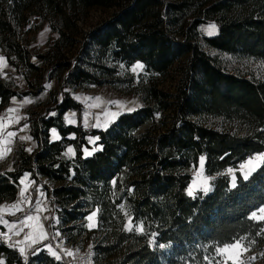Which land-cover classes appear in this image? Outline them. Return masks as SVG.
Listing matches in <instances>:
<instances>
[{"label": "trees", "instance_id": "trees-1", "mask_svg": "<svg viewBox=\"0 0 264 264\" xmlns=\"http://www.w3.org/2000/svg\"><path fill=\"white\" fill-rule=\"evenodd\" d=\"M92 9L110 16L82 29ZM209 22L218 27L212 37L199 31ZM43 25L57 38L36 56L29 35ZM203 44L264 62V0H0V50L30 89L19 92L0 73V112L13 98L39 96L46 81L63 89L62 101L32 122L35 150L21 153L13 172L0 164V205L17 201L30 174L31 207L47 199L58 230L69 243L90 242L95 264H232L219 249L236 241L262 251L264 220L252 214L264 208V161L247 179L237 171L235 186L227 171L264 153V80L228 71ZM137 63L139 77L130 72ZM172 73L174 92L160 83ZM103 87L131 89L141 108L105 129L68 125L67 112L81 108L68 89ZM202 158L212 190L189 196ZM0 233L5 264H64L45 244L24 259L1 225Z\"/></svg>", "mask_w": 264, "mask_h": 264}, {"label": "rangeland", "instance_id": "rangeland-1", "mask_svg": "<svg viewBox=\"0 0 264 264\" xmlns=\"http://www.w3.org/2000/svg\"><path fill=\"white\" fill-rule=\"evenodd\" d=\"M109 16V11L92 9L81 27L85 30L90 29L105 19H108ZM211 25L216 26V32L213 35L208 34V29ZM199 31L203 36L212 37L218 33V27L215 23L209 22L200 26ZM56 38L57 34L52 33L48 25H43L41 29L37 31L34 30L29 35L32 53L36 56L44 54L50 43ZM203 47L207 53L217 57L228 71L248 74L250 77L264 80V62L237 60L229 55L219 53L207 47L205 44H203ZM34 61L37 62L36 59H34ZM137 64L130 68L131 74L135 77L145 74L144 66L142 69H137L135 72L132 71ZM0 73L3 75L4 80L17 87L19 92L25 93L30 91L22 74L7 63L1 50ZM177 82V76L173 73L160 79L161 87L170 92L175 91ZM44 85L46 90L39 96L29 95L13 98L10 105L0 112V156H3V158L0 159V164L6 172L15 171V165L21 153L31 154L37 147L32 137V122L40 116H44L47 111L53 109L57 102L62 101L63 89L62 84L58 80L46 81ZM68 91L70 92L71 98L76 101L81 108L79 112H67L65 121L68 125L82 126L84 130H88L92 127L96 129H105L115 122L121 114L133 112L142 106L140 97L135 95L134 92L127 87H123L120 91L112 87L92 88L88 90L68 89ZM9 109H14L15 111L10 112ZM215 125L219 127L222 123L216 120ZM231 126H233L235 130H240L241 128L238 124H232ZM53 131H55V136L53 135ZM9 133H14L15 135L9 136ZM50 136L52 141L61 138L55 129L51 130ZM95 142V139H91L90 145L93 147ZM69 148L73 149L72 153L68 152ZM69 148L67 149V155L69 157H74L75 149L73 147ZM8 149H11V151H8ZM88 153L89 152H87V154ZM259 156H264V153L248 159L239 166L238 170L229 169L227 171V174L231 176L232 186L236 184L237 171L240 172L243 177L247 176L248 178L258 170L263 162L256 160V157ZM250 160L253 161L251 164L248 163ZM191 174L193 179L188 190L192 188L194 195L200 191L207 193L212 190L211 183L213 179L205 173L204 160L202 165L200 161L197 169L192 171ZM35 183L36 182L31 179L30 174L24 175L20 179L17 201L15 203H4L0 205V225L4 227L6 241L17 246L18 250L23 247L25 249V253L22 255L24 259L27 257V252L37 244H45L44 249L47 250L52 257H54L52 252H56L61 257L60 259H64V255H68V252L72 253L78 249H82L89 253L90 242L79 243L77 241L76 243H69L67 241V236L58 230V218L47 199L38 200L34 206L31 207L29 191ZM22 193L23 195H21ZM17 204L19 208H14L13 205ZM37 207L41 209L39 212L36 211ZM254 213L257 217L264 215L260 210ZM27 216L35 217L32 221H28L31 227L22 225V222L26 220ZM90 216H93V220L90 221L88 216L85 226L89 231H92L97 225V213L94 212ZM255 220L263 221L261 219ZM47 223H49L48 228ZM90 224L92 227H89ZM26 235H30L31 238L25 240ZM9 237L10 239H8ZM49 248H51V251H49ZM219 254L226 262L230 263H232L233 259L238 257L237 264H240L241 261L243 264H264V246L263 250L258 252L250 251L249 249L247 252H243L240 249H235L223 254L219 252ZM62 256L64 257L62 258ZM253 257L255 259H253ZM2 260L5 264V260Z\"/></svg>", "mask_w": 264, "mask_h": 264}, {"label": "snow or ice", "instance_id": "snow-or-ice-1", "mask_svg": "<svg viewBox=\"0 0 264 264\" xmlns=\"http://www.w3.org/2000/svg\"><path fill=\"white\" fill-rule=\"evenodd\" d=\"M215 32H216V26H215V25H211V26L209 27V29H208V34H209V35H213V34H215ZM142 68H143V65H141V64H137V65L135 66V68L132 69V71L135 72L137 69H142ZM9 111L11 112V111H15V110H14V109H9ZM8 135H9V136H14L15 134H14V133H9ZM53 135H54V136L56 135V134H55V131H53ZM57 138H58V137H57ZM8 151H11V149H8ZM29 151H30V149H29ZM68 152H69V153H72V152H73V149L69 148V149H68ZM88 155H91V153L89 152ZM2 158H3V156H0V159H2ZM256 160L264 161V156L256 157ZM252 162H253V161L250 160L248 163L251 164ZM202 164H203V158L201 159V165H202ZM244 178L247 179V176H245ZM21 182H23V181H21ZM205 191H206V189H205ZM21 195H23V193H22ZM188 195H189V196H193V195H194V191H193L192 188H190V189L188 190ZM13 207H14V208H19V205H18V204H17V205H13ZM40 210H41V209H40L39 207H37L36 211L39 212ZM260 212H261V213H264V208L260 209ZM34 218H35V217H33V216H27V217H26V220L23 221L22 223H24L26 226L31 227V225L28 224V221H32ZM253 218H254V219H261V220H264V215L257 217V215H256L255 213H253ZM88 219H89L90 221L93 220V216H89ZM129 225H130V226H129L128 230H129V231H132L133 228H132V226H131V225H132V222H131V221H129ZM89 227H92V225L90 224ZM138 230L143 231V228L141 227V228H139ZM262 231H264V229H262ZM17 234H18V233H17ZM0 235H3V233H0ZM45 235H46V234H45ZM30 238H31L30 235H26V236H25V240H28V239H30ZM8 239H10V237H9ZM33 242H35V241H33ZM9 246H11V245H9ZM235 249H240V250H242L243 252H247V251H248V249L243 245L242 241H236V242H234V243L231 244V245H226V246H224L223 248L219 249V252H220L221 254H223V253L229 252V251H231V250H235ZM19 251H20L21 255H23V254L25 253V249H24L23 247L19 248ZM49 251H51V248H49ZM67 254H68L69 256L72 255L71 252H68ZM52 255H53L56 259H58V260L61 258L56 252H52ZM238 259H239L238 257L235 258V259H233L232 264H237ZM253 259H255V258L253 257ZM0 264H4V261H3L2 259H0ZM217 264H222V262H219V261H218ZM240 264H243V262L241 261Z\"/></svg>", "mask_w": 264, "mask_h": 264}, {"label": "built area", "instance_id": "built-area-1", "mask_svg": "<svg viewBox=\"0 0 264 264\" xmlns=\"http://www.w3.org/2000/svg\"><path fill=\"white\" fill-rule=\"evenodd\" d=\"M46 183L50 185V182ZM23 226H26L24 223H22ZM96 245H93V247ZM94 256L95 254L93 252H85L82 249H78L75 252H72V255H66L63 259L64 264H95L94 262Z\"/></svg>", "mask_w": 264, "mask_h": 264}]
</instances>
